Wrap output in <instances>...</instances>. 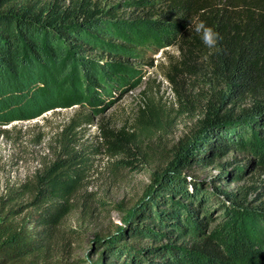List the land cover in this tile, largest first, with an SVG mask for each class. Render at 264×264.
<instances>
[{
    "label": "rangeland",
    "instance_id": "rangeland-1",
    "mask_svg": "<svg viewBox=\"0 0 264 264\" xmlns=\"http://www.w3.org/2000/svg\"><path fill=\"white\" fill-rule=\"evenodd\" d=\"M32 1L39 7L56 1L61 9L87 4L89 9L102 10L103 20L110 18L105 16L109 10L120 20L146 18L134 4L136 0ZM116 30L123 32L122 28ZM130 37L134 39L116 35L112 43L130 44L137 50L110 48L109 56L97 46L87 45L83 57L108 69L107 89L95 90L98 94L92 99L80 94L84 84L79 75L75 82L63 85L43 79L25 88L11 84L0 90V223H9L18 232L39 229L35 215L41 202L23 185L53 167L54 172L75 177L64 199L47 200L48 192L43 191V210L62 205L51 219H46L49 213L43 214V242L47 245L43 264L73 260L88 264L97 259L103 246L96 245V238L111 236L130 221L129 212L152 185L154 173L164 171L202 118L203 110L195 101L192 110H184L167 74L178 78L176 88L201 99L211 91L206 68L195 63V71L188 72L179 64L176 46H162L144 32H131ZM91 90L89 94L94 92ZM148 99L155 105L159 125L142 129L137 123L138 111ZM257 100L242 95L232 108L238 113ZM232 102L223 106L228 109ZM260 102L264 104V95ZM88 113L91 123L72 125V118ZM119 140L127 145V152L111 148L110 142ZM258 160L256 151L235 145L234 150L213 155L209 162H190L180 173L189 191L194 184L200 189L199 198L205 197L201 213L205 225L179 238H127L126 243H140V249L166 246L176 250L212 232L224 236L234 225L246 234L259 230L264 237V165ZM223 191L230 193V199ZM176 200L181 204L188 201Z\"/></svg>",
    "mask_w": 264,
    "mask_h": 264
},
{
    "label": "trees",
    "instance_id": "trees-1",
    "mask_svg": "<svg viewBox=\"0 0 264 264\" xmlns=\"http://www.w3.org/2000/svg\"><path fill=\"white\" fill-rule=\"evenodd\" d=\"M134 4L144 12L145 19L120 20L109 10L105 16L110 18L103 20L102 10L89 9L82 3L61 9L56 1L39 7L32 0H0V90L11 84L25 88L43 79L63 85L65 81L75 82L79 75L84 84L80 94L92 99L95 90L107 89L108 69L83 57L88 44L109 56L110 48L137 50L130 44H113L116 35L133 38L131 32H144L162 46H176L179 64L188 72H194L192 68L199 63L211 76L210 93L197 99L176 88L178 78L167 74L184 110H192L194 101L203 110L198 128L177 148L164 171L154 173L152 185L130 210V221L113 235L96 238V245L102 243L103 249L88 264H264V237L260 231L252 229L246 234L236 225L224 236L212 232L176 250L166 246L140 249V243H126L127 238H179L205 225L201 218L205 197L199 198L200 189L194 184L193 191H189L180 173L190 162H209L213 155L238 145L256 151L258 164L264 165V104L260 102L264 95V0H136ZM198 20L219 32L221 39L215 49H208L199 34L188 30L190 22ZM242 95L258 100L237 113L232 106ZM229 100L233 102L227 109L223 105ZM91 121L88 113L80 119L72 118V125ZM137 121L142 129L159 125L157 110L149 99L139 109ZM110 143L113 150H128L121 140ZM115 143L117 146L112 147ZM54 170L50 168L44 174L42 170L23 185L41 202L35 215L39 229L18 232L9 228V223H0V264H43L47 249L43 214L49 213L48 220L62 209V205H56L43 210V191L48 192L47 200L64 199L75 183L73 175ZM222 194L230 199L229 192ZM179 197L188 201L181 204L176 200ZM65 262L58 264H84Z\"/></svg>",
    "mask_w": 264,
    "mask_h": 264
},
{
    "label": "clouds",
    "instance_id": "clouds-1",
    "mask_svg": "<svg viewBox=\"0 0 264 264\" xmlns=\"http://www.w3.org/2000/svg\"><path fill=\"white\" fill-rule=\"evenodd\" d=\"M188 30H194L199 34L203 44L208 49H215L221 39L219 32L207 25L203 20H198L194 24L190 22Z\"/></svg>",
    "mask_w": 264,
    "mask_h": 264
}]
</instances>
